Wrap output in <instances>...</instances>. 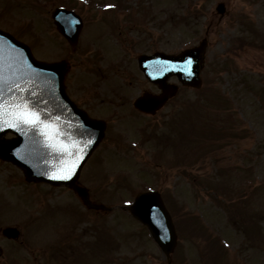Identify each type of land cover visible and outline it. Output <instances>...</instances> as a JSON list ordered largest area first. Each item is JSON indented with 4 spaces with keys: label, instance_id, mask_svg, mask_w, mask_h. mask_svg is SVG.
<instances>
[{
    "label": "rangeland",
    "instance_id": "obj_1",
    "mask_svg": "<svg viewBox=\"0 0 264 264\" xmlns=\"http://www.w3.org/2000/svg\"><path fill=\"white\" fill-rule=\"evenodd\" d=\"M61 5L84 17L74 49L51 17ZM0 27L29 44L35 58L70 62L68 77L74 80L69 93L108 121L109 138L88 161L83 180L98 202L114 208L99 214L82 207L84 212L74 218L76 230L86 236L80 243L60 226L68 247L55 242L59 263L74 259L78 251L81 264L94 257L99 264L111 259L112 264H168L149 229L117 207H128L138 193L155 189L177 230L173 257H182L184 264H264V0H0ZM204 38L202 87H183L152 117L138 113L130 102L148 87L138 55L176 53ZM114 70L116 78L91 85L90 75ZM136 70L140 89L129 75ZM126 90L128 98L122 94ZM118 146L125 148L124 157ZM3 172L20 174L10 164H0ZM96 179H102L98 186ZM4 205L1 200L0 231L19 225L31 235V247L23 248L19 258L39 262L41 247L55 244L42 236L53 228L39 226L40 212L36 216L20 204L28 217L20 220L3 213L9 209ZM96 224L98 233L90 240L87 235L95 233Z\"/></svg>",
    "mask_w": 264,
    "mask_h": 264
},
{
    "label": "water",
    "instance_id": "obj_2",
    "mask_svg": "<svg viewBox=\"0 0 264 264\" xmlns=\"http://www.w3.org/2000/svg\"><path fill=\"white\" fill-rule=\"evenodd\" d=\"M218 9L224 12L223 6ZM53 17L59 30L75 44L82 27L80 17L65 8L55 9ZM205 44L206 40L179 55L158 52L153 56H142V65L152 60L160 65L157 73L151 70L147 74L163 92L158 96L140 97L136 100V106L152 113L162 107L178 91L177 85L167 83L173 74H177L184 85L200 87ZM63 67V63L37 60L27 44L0 29V135L8 130L17 134L15 140L0 143V156L25 168L31 180L74 185L82 166L101 140L104 125L71 106L64 94ZM21 102L31 112L38 113L42 123L21 122ZM72 113L79 123L78 141L74 145L76 152L68 150L66 146L62 152L58 134L62 131L61 123L66 124ZM67 130L71 132L73 129L69 126ZM98 131L99 135L96 136ZM69 168L70 171H66ZM75 188L87 204L97 207L89 202L84 188ZM132 211L150 227L161 247L170 252L176 235L160 195L157 192L140 194Z\"/></svg>",
    "mask_w": 264,
    "mask_h": 264
},
{
    "label": "flooded vegetation",
    "instance_id": "obj_3",
    "mask_svg": "<svg viewBox=\"0 0 264 264\" xmlns=\"http://www.w3.org/2000/svg\"><path fill=\"white\" fill-rule=\"evenodd\" d=\"M126 61H127V59H126ZM66 62H67V68H66V74H65L66 91H67L68 95L70 96V98L74 101V104H77V106L79 108L84 109L86 112H88L90 115H92L91 114V109H92L91 104L87 103V101L81 97L80 98L77 97L78 99L76 97H74L71 90L69 93V89L73 85V83H71V81L73 82L74 79L72 77H68V75H70L69 71H70L71 64L68 61H66ZM133 69L135 71V68H133ZM91 74H93V73H91ZM110 75H112L111 77H114V78H116L118 76V74L115 72L108 74V75H104V76L101 74H96V73L93 75H90L91 76V81H90L91 85H92V83H95L94 81L104 79L105 77H108ZM129 75L131 76L130 77L131 81L133 80V82L135 83V86H137V87L140 86L138 88V89H140L141 88L140 83L137 84V80L139 78L138 71H137V74L131 73ZM71 78L73 80H71ZM114 81H117V80H114ZM146 81L148 83V87H147V89L146 88L141 89L140 93H142L145 90L156 92V93L159 92V90L157 89V87L155 85L151 84L148 80H146ZM133 86L134 85H132V88H133ZM107 90H109L108 95L111 96V99L114 100V95H113L114 92L112 91L113 87H110L109 89L107 88ZM122 94L124 97H127V98L129 97L125 93V91H122ZM130 104H132V106H133V101H131ZM128 108H131V106ZM107 136L108 135H106V137ZM2 165H5V163L2 162ZM8 174L9 173H6V172H3V175H5V176L0 174V177H2V178H0V181L4 184L3 186H0V201L2 200L4 202L6 201L7 197L9 196L11 188L15 187V185H9V184L16 183L17 181H19L18 179L15 180L19 176L8 175ZM78 181L81 185H83V181H80V179ZM21 184H22V182H21ZM22 185H23L25 190L28 189L27 187L24 186V184H22ZM43 189H47V191L43 192V195H42L44 200H47L49 198L53 199V197L55 195L62 194L60 197L66 199L68 202L65 203L61 207H53V208L47 209L46 212L48 213V215H49L48 218H50V219L47 220V218L42 217L41 218V226H44V224H48V225H51V227L56 228L58 225V223H56V221H58V219H59L58 215H60L61 212L63 213V211H64L63 214H66L67 218L64 219V220H66V224L63 223V225L65 226L64 228L67 229L66 230L67 235L72 237L74 239V241H77L78 243H80L81 240H79V239H81V236L83 238L85 236L83 234L80 235V233L76 230V224H75V219H74L76 217V214H78L77 209H76L77 208V202L81 203L79 196L73 190H71L68 186H65V185H62L59 187H53L52 185L43 184ZM25 190H23L22 193L25 194L27 192V193L32 194V192H30V191L28 192ZM88 190L90 193L89 198H91V200L94 202L97 201L96 195L94 196V193L92 192V190L91 189H88ZM23 197L19 196L20 199ZM92 211L95 212L96 210H92ZM98 212H100V211H98ZM70 220L72 221L71 223H70ZM29 225L31 226L30 223H29ZM17 226L19 227V225H17ZM19 229H20V227H19ZM20 231H21L20 234H18L17 236L11 237V238L3 235L2 230L0 231V246L3 249V254L0 257V264H31V262H29L28 260L23 259L22 257L19 258V256H21L20 252L22 251L23 248L25 249V247H28V248L31 247L30 242H29V241H31V239H30L31 235L28 233H24V231L21 229H20ZM42 236H43V241H46V240H47V242L52 241V243H55L56 241H61L62 245L64 247L66 246L64 244L63 235L61 236L59 233H52L51 232L48 234H42ZM67 247L68 246H66V248ZM58 249L59 248H58L57 243L53 244L49 248L47 247V245H45V246L43 245V247H41L42 256H41L40 261L36 262V263L34 262L33 264H61V263H59L60 262L59 261V255L57 254V252L59 251ZM76 253L77 254L75 255L74 259L72 257H70V258H66L65 260L63 259V261H61V262L65 263V264H81L79 262V252L76 251ZM60 256L62 257L61 254H60ZM96 259H98V258L94 257V258L90 259L89 260L90 264H99V259L98 260H96ZM174 262H175V258L172 259V263H174ZM86 264H88V263H86Z\"/></svg>",
    "mask_w": 264,
    "mask_h": 264
},
{
    "label": "snow or ice",
    "instance_id": "obj_4",
    "mask_svg": "<svg viewBox=\"0 0 264 264\" xmlns=\"http://www.w3.org/2000/svg\"><path fill=\"white\" fill-rule=\"evenodd\" d=\"M106 7H111V5H107ZM189 63H191V61H189ZM20 107L23 109V111L20 112V120L21 122H28V123H42V121L39 120V114L38 113H33L31 112L25 105L23 102H21ZM16 125L14 124L13 127H15ZM74 167V165H73ZM66 171H70V168L67 169ZM67 178V177H64Z\"/></svg>",
    "mask_w": 264,
    "mask_h": 264
},
{
    "label": "bare ground",
    "instance_id": "obj_5",
    "mask_svg": "<svg viewBox=\"0 0 264 264\" xmlns=\"http://www.w3.org/2000/svg\"><path fill=\"white\" fill-rule=\"evenodd\" d=\"M71 121H72V123H70V126H71V127L73 126V124H76V123H77L76 119L73 118V117H71ZM164 207H165V209L167 210L166 205H164ZM167 212H168V211H167Z\"/></svg>",
    "mask_w": 264,
    "mask_h": 264
}]
</instances>
